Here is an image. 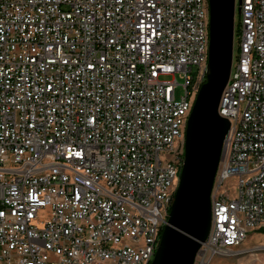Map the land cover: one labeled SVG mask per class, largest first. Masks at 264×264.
Masks as SVG:
<instances>
[{
	"label": "built area",
	"instance_id": "2783aa9c",
	"mask_svg": "<svg viewBox=\"0 0 264 264\" xmlns=\"http://www.w3.org/2000/svg\"><path fill=\"white\" fill-rule=\"evenodd\" d=\"M238 8L218 108L230 128L194 264L264 251L240 250L264 231V0ZM208 22L207 0H0V264L151 263Z\"/></svg>",
	"mask_w": 264,
	"mask_h": 264
},
{
	"label": "water",
	"instance_id": "95a60500",
	"mask_svg": "<svg viewBox=\"0 0 264 264\" xmlns=\"http://www.w3.org/2000/svg\"><path fill=\"white\" fill-rule=\"evenodd\" d=\"M207 1L209 42L205 81L187 120L178 186L150 264H194L211 229V194L230 128L218 108L231 73L234 19L241 0Z\"/></svg>",
	"mask_w": 264,
	"mask_h": 264
},
{
	"label": "rangeland",
	"instance_id": "374dc122",
	"mask_svg": "<svg viewBox=\"0 0 264 264\" xmlns=\"http://www.w3.org/2000/svg\"><path fill=\"white\" fill-rule=\"evenodd\" d=\"M234 21L236 26L237 23L239 22L238 12L235 13ZM236 48H237V37L235 35L233 60H235L236 57ZM179 94H180V89L176 91V97H178ZM228 189L230 193L233 194L235 187L233 184H231L228 186ZM259 246L264 247V233H252L248 235L247 239L242 244L241 249L255 248ZM211 264H264V251L247 252L231 258L217 257L211 262Z\"/></svg>",
	"mask_w": 264,
	"mask_h": 264
},
{
	"label": "crops",
	"instance_id": "0c3cea01",
	"mask_svg": "<svg viewBox=\"0 0 264 264\" xmlns=\"http://www.w3.org/2000/svg\"><path fill=\"white\" fill-rule=\"evenodd\" d=\"M251 249H252V248H247V249H244V248L241 249V248H240V250H242V251H244V250H248V251H249V250H251Z\"/></svg>",
	"mask_w": 264,
	"mask_h": 264
},
{
	"label": "trees",
	"instance_id": "16d2710c",
	"mask_svg": "<svg viewBox=\"0 0 264 264\" xmlns=\"http://www.w3.org/2000/svg\"><path fill=\"white\" fill-rule=\"evenodd\" d=\"M261 233H264V231H263V232H261Z\"/></svg>",
	"mask_w": 264,
	"mask_h": 264
}]
</instances>
